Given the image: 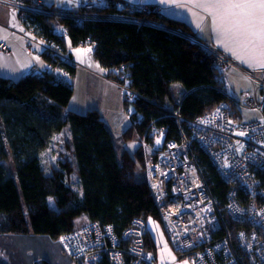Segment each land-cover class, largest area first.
I'll return each instance as SVG.
<instances>
[{"label":"trees","instance_id":"trees-1","mask_svg":"<svg viewBox=\"0 0 264 264\" xmlns=\"http://www.w3.org/2000/svg\"><path fill=\"white\" fill-rule=\"evenodd\" d=\"M148 15L196 36L183 20L154 10ZM21 21L44 39L61 41L50 18L26 14ZM62 21L70 46H90L91 56L105 69V75L136 94L132 120L119 136L117 156L115 140L119 142V138L100 112L69 108L74 91L68 79L74 76L75 65L56 59L51 51H43L41 56L47 64L57 66L56 71L30 72L18 80L0 77V234L5 237L45 234L57 240L77 228L75 219L81 214L86 215V223H113L118 233L135 218L146 224L160 221L147 187L143 142L158 138L163 145L166 140L179 139L174 120L177 109L185 129L188 121L226 100L216 57L183 35L116 20L92 19L81 25L70 19ZM61 68L68 76L61 75ZM175 82L185 89L180 100L176 98L179 102L173 92ZM66 125L73 161L61 162L58 170L47 174L39 154L52 133ZM132 139H139L140 146L137 143L129 151L124 145ZM196 152L213 196L219 206L224 205L227 184L209 156L200 148ZM9 156L14 165L7 168ZM72 172L80 180L81 194L66 180V174ZM48 198H53L57 210L49 206ZM227 224L233 230L241 226L230 220ZM145 238L157 258V243L148 225ZM0 264L9 263L0 257Z\"/></svg>","mask_w":264,"mask_h":264},{"label":"built area","instance_id":"built-area-1","mask_svg":"<svg viewBox=\"0 0 264 264\" xmlns=\"http://www.w3.org/2000/svg\"><path fill=\"white\" fill-rule=\"evenodd\" d=\"M78 2L76 9L66 10L43 0H0V4L18 11L21 20L26 14L36 13L55 18L53 31L61 41L43 38V51H51L56 59L69 64H74L75 58L67 43V27L60 19L81 25L96 18L105 20L110 11L116 12L122 22L156 23L140 15L155 9L149 4L130 0H113L108 3L111 6L103 0ZM124 4L129 12H120ZM96 8L101 15L94 18ZM0 49L8 51L9 47L0 41ZM86 51L92 54L90 46ZM210 52L215 54L221 74L233 65L223 53L211 48ZM56 69L49 63L45 70ZM240 71L251 79L252 89L239 95L226 94V100L188 121L185 129L177 110L179 139L166 140L163 145L158 138L143 142L145 174L160 223L167 236L174 232L171 238L168 236L169 242L179 258H189L190 264H264V75L258 79ZM61 75L68 76V71L61 68ZM242 109H255L259 115L244 120ZM197 148L209 156L227 184L222 206L206 181ZM229 220L241 226L233 230L227 224ZM146 230V221L140 218L121 233L113 223L91 221L61 234L59 239L77 264H160L147 246Z\"/></svg>","mask_w":264,"mask_h":264},{"label":"rangeland","instance_id":"rangeland-1","mask_svg":"<svg viewBox=\"0 0 264 264\" xmlns=\"http://www.w3.org/2000/svg\"><path fill=\"white\" fill-rule=\"evenodd\" d=\"M107 4L111 3L110 1L106 0ZM134 2V1H132ZM137 2V1H135ZM141 3V2H140ZM123 4V3H122ZM150 5V4H149ZM7 6V5H6ZM111 6V5H110ZM152 8L154 7V11L156 12H162L161 7L157 5H150ZM59 7V6H58ZM61 8V7H60ZM94 9L93 17H99L101 14H97ZM102 11V10H101ZM120 12L125 13L129 12V8L127 5H123L122 10L120 9ZM38 14V13H36ZM35 14V15H36ZM108 17L105 18V20L112 21V19L115 21H120L121 17L117 15L116 12L110 13L108 12ZM40 15V14H38ZM117 15V16H115ZM141 16L147 18H152L153 21H156V23H152L150 21H147L145 24H138L129 22L133 25H139V26H152L155 28H161L167 32H174L179 35H183L187 37L190 41L192 39H196V41H199V44L202 47H205L207 50L210 51V48L216 51L217 49L211 47L207 42L201 41L197 36L190 35L180 29L179 27H176L170 23H167L161 19H156L152 17L151 15H146L144 12H141ZM43 16V15H42ZM105 16L100 17L103 19ZM50 18L54 22L55 18L53 17H47ZM65 19V18H64ZM97 19V18H96ZM119 19V20H118ZM63 20V19H60ZM94 20V19H93ZM89 21V20H87ZM63 22V21H62ZM67 43L69 44V39H67ZM198 43V42H197ZM206 45V46H205ZM70 46V45H69ZM72 48L73 54L76 56L78 64H83L87 68H90L93 71L100 72L102 75H105V69L101 67L98 60H96L95 57H92L89 55L86 51L87 45L73 47ZM218 52H221L217 50ZM222 53V52H221ZM214 54V53H213ZM215 55V54H214ZM227 58L233 63V65L227 66L226 70L222 73L223 75V87L225 89L226 94L231 95H239V93L242 90H250L253 88V84L251 82V79L248 78L244 73L240 71L242 69L239 65L235 62H233L229 56ZM235 64V66H234ZM234 68L239 70L240 72L236 71ZM76 71L72 78H69L68 80L70 83L73 82V95L71 96L69 100V108L73 107V104L78 105L80 108V111H84L85 106L87 104L89 105H95L98 104L99 107L109 114V116H112V111L115 108V102L117 101V90L114 89L112 86H110L108 83H104V81H101L97 79L96 77L86 78L87 74L84 72L86 70L81 69L80 66L76 65ZM244 70V69H243ZM247 72V71H246ZM248 73V72H247ZM252 73V72H249ZM256 78L260 79L261 74H255ZM86 75V76H85ZM107 77V76H106ZM108 78V77H107ZM113 80L112 78H108ZM114 81V80H113ZM116 83V86L120 89V95L119 98L122 101L121 110L124 112V116H126V119L131 122L135 104V95H133L130 91H127L125 87H123L121 84ZM118 84V85H117ZM173 92L175 94V101L179 102L180 96L183 93L184 86L182 87L179 83H173ZM179 100H177V99ZM86 102V105L84 104ZM88 106V105H87ZM82 109V110H81ZM84 109V110H83ZM178 110V109H177ZM177 110L175 112H177ZM259 115L258 111L255 109H242L241 116L244 120H251L252 118H257ZM138 118V117H137ZM176 120V117L174 118ZM109 122V121H108ZM177 123V120H176ZM111 125V123H110ZM121 135V134H120ZM70 129L69 126L66 125L63 130L60 132H54L52 133V138L46 147V149L42 150L40 155V162L43 170L47 174H51L54 172V169L58 170L60 168L61 162H70L72 163V152L70 147ZM119 138V137H118ZM117 138V139H118ZM119 142L115 140V145L118 148V155L119 156ZM140 140L138 139V142L136 140L132 139L130 142L126 143L124 147H126L129 151H133L136 147H138ZM138 143V144H137ZM140 146V144H139ZM142 153L144 155V151L141 148ZM145 160V155H144ZM6 167L10 168L14 165V162L9 159L7 160ZM146 177V174H145ZM66 180L70 184V186L73 188L76 193L81 194V186H80V180L77 177V173L72 172L71 174H66ZM147 180V177H146ZM154 185V184H153ZM147 187H148V181H147ZM150 192V190H149ZM151 196V193H150ZM165 197V196H164ZM47 203L53 210H57V207L53 201V198H48ZM154 206L156 205L153 201ZM156 207V206H155ZM0 220H3L2 217H0ZM148 229L150 232H152V235L154 237L155 243H157V255H156V262L160 264H190V261L187 258H179L178 253L174 251V249L171 246V242H169V238H171L174 232L171 231L172 228L170 227V235L168 232V236L166 235V229L162 228V225L160 221L156 220H148ZM87 222V217L85 214L79 215L75 219V224L81 225L82 223ZM19 238V239H18ZM62 247V243L59 239L55 240L48 235L40 234H27V235H12L10 237H5L3 234H0V257L5 260L6 263L9 264H75V261L66 255L64 249ZM178 259L177 261H175ZM192 264V263H191Z\"/></svg>","mask_w":264,"mask_h":264},{"label":"crops","instance_id":"crops-1","mask_svg":"<svg viewBox=\"0 0 264 264\" xmlns=\"http://www.w3.org/2000/svg\"><path fill=\"white\" fill-rule=\"evenodd\" d=\"M130 1H137L150 5L158 4L166 16L185 21L201 41L207 42L214 49L216 48L225 56H229V58L235 62L237 66L239 65L244 69V71L261 74V76L264 75V67L260 66L261 57L259 44L257 43V45L253 47L252 44L247 43L244 36L236 35L235 30L225 31L230 25L221 23V13L219 10L206 11L205 8L201 6V4L205 3V0H164V2H162V0ZM43 2L46 4H54L66 10L76 9L79 5L78 0H43ZM0 41H4L9 47L8 51H2L0 49V77L18 80L30 72L38 73L47 71L45 70L47 68V63L41 56L44 49L43 37L36 34L21 21L18 11L4 4H0ZM74 58L75 68L76 65H78L81 69L86 70L84 71L87 74V76L85 75V79L96 77L104 81V83H108L118 91L117 101L115 102L112 116L104 112L98 104H87V106L85 102L84 104L86 106L84 109L96 108L98 112H100L103 121L108 124L112 134H114L116 138L119 137L120 134H122L121 132L130 124L129 120L124 116L123 110H121L122 101L119 98L120 89L116 86V83L108 79L106 75H102L97 71L95 72L83 64H78L79 62L75 55ZM234 69L240 72L236 68ZM78 108H80L78 105L73 104L71 109L80 111ZM40 155L41 153L39 157ZM177 260L178 259L175 261ZM75 264H77L76 261Z\"/></svg>","mask_w":264,"mask_h":264},{"label":"snow or ice","instance_id":"snow-or-ice-1","mask_svg":"<svg viewBox=\"0 0 264 264\" xmlns=\"http://www.w3.org/2000/svg\"><path fill=\"white\" fill-rule=\"evenodd\" d=\"M201 6L206 11H220L221 23L230 25L225 31L235 30L253 47L258 43L260 66L264 67V0H205Z\"/></svg>","mask_w":264,"mask_h":264},{"label":"water","instance_id":"water-1","mask_svg":"<svg viewBox=\"0 0 264 264\" xmlns=\"http://www.w3.org/2000/svg\"><path fill=\"white\" fill-rule=\"evenodd\" d=\"M193 37H194V36H193ZM192 41H194V42H198V43H199V41H198V40L196 41V39H192Z\"/></svg>","mask_w":264,"mask_h":264},{"label":"bare ground","instance_id":"bare-ground-1","mask_svg":"<svg viewBox=\"0 0 264 264\" xmlns=\"http://www.w3.org/2000/svg\"><path fill=\"white\" fill-rule=\"evenodd\" d=\"M70 256V255H69ZM71 257V256H70ZM72 259H74L73 257H71ZM75 260V259H74Z\"/></svg>","mask_w":264,"mask_h":264},{"label":"clouds","instance_id":"clouds-1","mask_svg":"<svg viewBox=\"0 0 264 264\" xmlns=\"http://www.w3.org/2000/svg\"><path fill=\"white\" fill-rule=\"evenodd\" d=\"M74 65H75V63H74Z\"/></svg>","mask_w":264,"mask_h":264}]
</instances>
